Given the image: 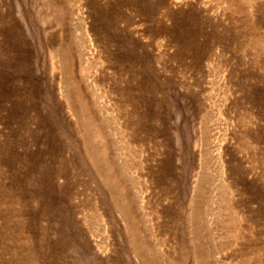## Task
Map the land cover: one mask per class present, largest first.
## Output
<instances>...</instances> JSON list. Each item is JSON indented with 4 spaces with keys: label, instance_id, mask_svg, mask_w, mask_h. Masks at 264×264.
<instances>
[{
    "label": "rangeland",
    "instance_id": "374dc122",
    "mask_svg": "<svg viewBox=\"0 0 264 264\" xmlns=\"http://www.w3.org/2000/svg\"><path fill=\"white\" fill-rule=\"evenodd\" d=\"M0 264H264V0H0Z\"/></svg>",
    "mask_w": 264,
    "mask_h": 264
}]
</instances>
